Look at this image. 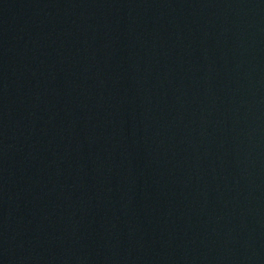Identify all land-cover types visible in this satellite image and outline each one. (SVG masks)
Listing matches in <instances>:
<instances>
[{
  "label": "water",
  "instance_id": "1",
  "mask_svg": "<svg viewBox=\"0 0 264 264\" xmlns=\"http://www.w3.org/2000/svg\"><path fill=\"white\" fill-rule=\"evenodd\" d=\"M0 264H264V0H0Z\"/></svg>",
  "mask_w": 264,
  "mask_h": 264
}]
</instances>
